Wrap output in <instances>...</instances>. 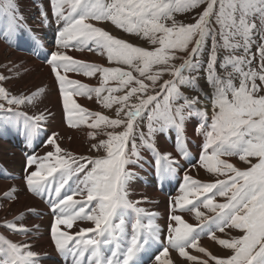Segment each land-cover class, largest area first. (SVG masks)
Returning <instances> with one entry per match:
<instances>
[{
	"label": "snow or ice",
	"instance_id": "obj_1",
	"mask_svg": "<svg viewBox=\"0 0 264 264\" xmlns=\"http://www.w3.org/2000/svg\"><path fill=\"white\" fill-rule=\"evenodd\" d=\"M201 4L205 6L193 24L177 26L173 20L171 26H166L161 22L171 19L174 10H191ZM38 6L40 23L46 27L55 26L54 50L49 51L45 62L57 82L67 126L77 128L92 118L90 128H99L101 124L125 127L119 133L108 132L107 140L91 143V149L106 152L104 157L76 158L60 147L61 137L55 132L45 139L53 151L43 156L34 153L26 156V188L41 197L45 194L55 197L49 200L54 217L50 234L59 261L62 264H209L211 260L214 264H264V94H254L264 92V86L256 83L257 78L264 82V0H179L175 6L172 0H111L110 3L47 0L46 7L43 0H38ZM0 15L3 17L0 35L8 40L24 36L34 49L40 47V37L30 26L25 27L17 0H2ZM105 20L127 33L142 34L159 47L154 51L135 47L90 22ZM214 25H219V32ZM157 33L161 35L156 36ZM254 33L261 41L257 49L261 61L259 72L250 67L245 71L244 66L251 65L252 61L245 55L232 54L238 49L249 53ZM70 47L89 51L94 48L101 54L106 53L110 62L128 65L150 81L153 88L162 72H168L173 79L159 85L163 110L160 93L147 94L149 85L144 79L120 67H103L75 59L67 54ZM221 48L231 51L221 58ZM177 50L184 53L179 57L182 63L178 67L170 64L178 58ZM153 65L165 67L153 73ZM3 67L5 70L0 71V138L11 131L23 135L25 143L31 144L44 130L42 122L53 113L48 111L47 117L44 112L30 116L24 108L36 106L46 89L12 95L6 82L18 77L24 66L10 60ZM228 67L239 74L238 87L233 84V73H228L226 78L219 75L218 69L227 71ZM70 72L83 73L87 77L99 73L101 86L91 88L79 80L69 79ZM201 72L213 89L210 123L206 110L201 108V95L187 96L181 91L182 87L195 91ZM109 81H118L119 87L106 88L104 85ZM133 84L136 86L130 87ZM124 89H128L124 95H113ZM104 92L109 93L102 98L104 107L118 105L115 109L117 119L89 112L73 99L75 96L90 98L95 94L100 100ZM208 95L205 93L204 97ZM133 96H137L139 102L129 106ZM142 113L147 116L146 133L137 131L138 125L134 126L137 118H144ZM192 120H195L194 132L203 137L198 163L209 173L227 178L202 183L184 170L179 194L169 203L170 222L162 229L154 222L157 213L139 207L141 201L129 199V186L139 177L134 169L148 162L141 148L153 154L151 164L161 180L171 179L182 170L179 159L157 148L156 136L175 132L177 152L190 161L189 150L184 145L186 124ZM137 137L140 144L136 143ZM224 155H237L250 167L241 170L221 159ZM249 157L258 158V162L252 163ZM15 194L13 187L5 192L4 199L10 200ZM217 196L226 198V202L218 203ZM201 206L214 215H206L200 210ZM178 211L194 213L198 223L186 222ZM131 214H134V222L129 238L124 229V217ZM145 218L146 224L143 223ZM84 220L94 227L80 228L74 234L61 230V225L72 229L77 221ZM206 225L207 235L224 249L231 250V255L218 258L200 246ZM0 226L24 234L31 231L22 226L18 228L13 222ZM226 228L239 230L240 235L218 239L215 233L224 232ZM90 233L94 235L86 238ZM0 241L4 244L0 246V264H44L55 259L47 253L40 255L30 250V245L8 241L2 235ZM104 249L110 254L105 256ZM188 249H194L207 259L190 254ZM170 250L183 260H174Z\"/></svg>",
	"mask_w": 264,
	"mask_h": 264
},
{
	"label": "bare ground",
	"instance_id": "obj_2",
	"mask_svg": "<svg viewBox=\"0 0 264 264\" xmlns=\"http://www.w3.org/2000/svg\"><path fill=\"white\" fill-rule=\"evenodd\" d=\"M0 3H2V0H0ZM36 3H38V1H36ZM43 3L46 7L47 0H43ZM17 4L19 13L26 21L25 27L30 26L32 32L39 36L40 40L42 41V44L37 49L40 50L43 48L46 54L49 53V51L54 50L53 33L51 31H44V27L42 29V26L39 23V11L38 15L36 14L35 17H33L35 8L33 7L32 2L30 0H17ZM35 7H39L38 4H36ZM2 18V15H0V19ZM31 19L34 20L30 21ZM47 44L49 45L47 46ZM32 48L31 42L24 36L17 37L13 40H8L3 35H0V71L5 70L3 66L7 65L10 60L16 61L17 63L24 66L23 69H21V73L18 77L14 76V78L6 82L7 89L12 95L21 93L29 94V90L35 92L39 88L46 89V93L39 97L38 101L36 102V106H28L24 108V110L27 111L28 115L30 116L39 115L41 112H44L45 116L47 117L48 111L53 113L52 117H48L46 121L42 122L44 130L34 138L31 144L25 143L23 135H19L11 131L6 137L0 138V225H5L7 222H13L18 228L22 226L31 230L27 234H24L22 232L9 230L7 227L0 226V235L4 236L8 241L15 242L19 245H30V250L40 255L47 253L55 258L54 260L45 261L44 264H62V262L59 261V258L56 257V254H54L55 250L50 234L54 217L51 207H49V200L54 199L55 197H50L48 194H45L43 197H41L30 192L26 188L24 182V162L28 154L34 153L38 156H43L46 152L54 150L52 146L45 143L46 137L51 135L53 132L60 135L61 139L58 141V143L62 149L69 150L70 152L79 156L85 155L87 147H85L84 142L87 141V144L90 142V127L88 125L93 122V119L89 118L87 124H82L77 128H71L67 126L65 114L62 108V99L58 92V85L54 79V74L51 72L48 64L45 61L43 62L37 60L35 56L33 57V55H31L30 51ZM66 51L67 54L71 55L73 58L85 61L87 63L104 66V62L107 60L106 53L101 54L94 48L92 51H89L87 48L84 50L75 51L73 50V47H70ZM42 63H45V65ZM67 75L69 79L79 80L81 83L86 84L91 88L98 87L94 82V80H96L95 76L87 77L83 75V73L75 72H70ZM108 94L109 93L105 92L103 95H101V100L103 96ZM94 97L95 94H92L90 98L88 96H75L73 99L81 107L87 109L89 112H93L90 109V106H92L96 101L94 100ZM209 105H211V96H208V98L204 97L201 108L206 110L208 113ZM194 124L195 120L189 121L186 124L185 129L187 135H190L189 139L191 140L189 143L186 142L185 144V147H187L189 150L190 161L185 160V158L177 152L175 132L162 134V139L158 140V149L162 153L169 152L172 153L177 159L181 158L179 160L182 164V170L176 176L166 180L165 183H163L162 180L157 176L151 164V158L153 154L146 149H142L141 154L147 159L148 162H146L142 168L134 169L139 173V177L130 183L129 199L133 201H141V203L138 205L139 207H143L147 211L157 213L154 222L159 224L162 229L165 228L170 222L168 219L169 203L171 198L179 194V188L182 183L184 170L187 171V174L190 173V166L198 159L200 153L201 144H197L192 135ZM92 134L94 135L95 132ZM69 137L71 139H69ZM196 138L199 139L198 137ZM171 142L174 145L169 146L168 144ZM149 166H152V169H149ZM150 170L152 172L151 176H149L148 173ZM9 176L12 178H7ZM154 180H156V184L154 183ZM13 187L15 188L16 192L15 196L10 200L4 199L5 192L13 189ZM63 191L64 190H62V193ZM174 192L177 194L173 195ZM75 198L79 200L80 196ZM194 203H198V201L194 200ZM88 207L91 208L92 205H89ZM34 214H38V216L44 214L45 217H42V219H37L36 217L32 216ZM178 214L182 215L186 222L190 221L191 224H193L195 221V215L192 212ZM165 215L167 221L165 220ZM124 219V229L130 238L131 224L134 222V214L126 215ZM143 223H147L146 218L143 220ZM197 223L198 221L195 224ZM36 226H38V228ZM60 227L62 231H68L74 234L78 232L80 228L94 227V225L91 222L84 220L77 221L72 229H67L66 226L63 225ZM93 235L94 234L92 233L87 234L86 238ZM201 237L204 238L200 239V246L208 249L210 245V237L207 235V225L205 226V231ZM0 246H4L3 241H0ZM188 251L192 255H197L201 259H205L203 254L196 252L194 249H188ZM104 254L105 256L109 255V250L104 249ZM170 255L174 260H183V258L178 257V254L174 250H170ZM189 264H191V262H189Z\"/></svg>",
	"mask_w": 264,
	"mask_h": 264
},
{
	"label": "rangeland",
	"instance_id": "obj_3",
	"mask_svg": "<svg viewBox=\"0 0 264 264\" xmlns=\"http://www.w3.org/2000/svg\"><path fill=\"white\" fill-rule=\"evenodd\" d=\"M30 1L32 2L33 7L35 8L34 13H33V17H35L36 14L38 15V11H39V7H35V5L38 4V3H36V1H38V0H30ZM94 2H95V0H94ZM100 2H102V3H110L111 0H100ZM178 2H179V0H172V4L174 6ZM204 6L205 5L201 4L195 9L185 10V11L174 10L172 12V14H171V17H172L171 19L162 20L161 22L165 23L166 26H171L173 20L176 22L177 26H179L181 24H184V25L193 24L198 19V13H200L203 10ZM31 10H32V7H31ZM32 20H34V19H31L30 21H32ZM90 22L94 26L100 27L103 30L107 31L114 38L122 39L125 42L130 43V44H132L135 47H141V48H144L147 51H154L157 47H159L158 43L153 44L150 39L144 37L142 34L138 35L135 32L127 33L122 28H118L117 26L113 25L110 21L105 20V21H99V22H97V21H90ZM257 24H259L258 20H257ZM41 26H42V29L44 27V31H51L53 33V41L55 42V26L52 25V26H47L46 27V26H44L42 24H41ZM214 27L216 28L217 32H219V30H220L219 29V25H214ZM159 35H161V34L160 33L156 34V36H159ZM54 42H53V45H54ZM221 43H222V41H221ZM260 43H261V41L259 39V35L254 33L253 34V42H252V44L250 46L249 53L245 54L243 52V49H238L237 51L232 53L233 55H236V56L245 55L246 59H250L252 61L251 65H245L244 66L245 71H247L249 69V67L252 68V69H255L258 72L261 70V68H260V65H261L260 56H259V53L257 51ZM48 45L49 44H47V46ZM73 50L78 51L76 47H73ZM230 51L231 50H225V49L221 48L220 51H219V56L221 58H223L224 56L228 55ZM175 55L178 58L175 59V60L170 61V64L176 65L178 67L182 63V59H180L179 57H183L184 53L179 51V50H177L175 52ZM42 64L45 65V63H42ZM103 67H120L124 71H132L134 77L139 78V79H144L145 83L149 85L148 90H147V94L156 95L157 93H160L161 110H163V106H164V104H163V93L160 92L159 85L163 81L173 79V77L168 72H162V74L160 76V80L157 81L156 87L153 88V86H152L150 81H148L144 77H140L139 73L134 71L128 65L116 64L115 61H111L110 62L107 59L104 62V66ZM164 67L165 66H163V65H153L151 67V71L154 73V72L160 71ZM218 72H219V75H221L222 77H225V78L227 77L228 73H230V72L233 73V76H232L233 84L236 87L239 86L240 76H239L238 73L233 72V69L231 67H228L227 71H225L223 69H218ZM199 77L200 78L198 80V86L196 87L195 91L190 90V89H188L186 87H182L181 91L184 92V94L187 95V96H192V95H196L197 93H199L201 95V99L203 100V98H204L203 95L208 92L207 94H209L208 96L210 97L213 89L211 88V86L209 84H207L205 82V79L203 78L204 77V73L203 72H201L199 74ZM95 78H96V80H94V82L96 83V85L98 87H100L101 86V81H100V78H99V73L95 76ZM256 83H257L258 86H264V82H260L258 78H257ZM104 86L106 88H116V87H119V82L118 81H109L108 84L104 85ZM132 86H136V85L135 84L130 85V87H132ZM249 86H250V84H249ZM201 89H202V91H201ZM127 91H128V89H124V90H122L120 92L113 93V95H124L125 92H127ZM104 93H102L101 95H103ZM254 94H264V92H259V93H254ZM137 95L143 96L144 94H137ZM94 98H95L94 100H96V101L94 102V104L92 106H90V109L94 113L98 112L101 115L107 116L109 119H117L118 118L117 114H116V111H115V109L118 107V105H113L111 108H106V107H104L101 99L98 100L96 96ZM229 98H231L230 95H229ZM138 102L139 101L137 99V96H133V97L130 98L128 103H129V106H131L132 104H135V103H138ZM208 111H209L207 113V115L209 116L208 122L210 123L211 122L210 118H211L212 113H213L212 104L209 105ZM142 116H144V118L143 119L137 118V121L134 122V126L138 125L139 127H138L137 131H143V132L146 133L148 131V128H147L148 121H147L146 113H142ZM121 117L126 119V117H124V113H121ZM124 130H125L124 125L117 126V127H108L105 124H101L99 128H90V133L95 132V134L93 136H90V142H88V144H87V141L84 142L85 147H87V151H86L85 155H80V156H85V157H88V158H91V159H95V158L106 156V152L103 149H100V150L91 149L90 148L91 143H98L101 139L107 140L108 139V135H107L108 132L119 133V132H122ZM195 134L196 133H194V130H193V132H192L193 139L196 141L197 144H202L203 137L201 135H196L195 136ZM189 137H190V135H187V133L185 132V138H186V142L187 143H189V141H191L189 139ZM196 137H198L199 139H197ZM161 139H162V134H158L156 136L157 148L159 147L158 140H161ZM136 143L140 144V140H139L138 137L136 139ZM168 145L171 146V145H174V144L171 142ZM128 146L131 147V141L129 142ZM196 146H198V145H196ZM142 149H144V148H141L140 152H141ZM63 150H65L68 153H71L76 158L80 157L79 155H76V154L70 152L69 150H66V149H63ZM210 151L211 150H209V152ZM178 159H181V158H178ZM221 159L226 160L227 162L233 164L235 167H237V168H239L241 170H246L247 168L250 167V164H248L245 161H241L239 159V156H237V155H232V156L224 155V156L221 157ZM249 160H251L252 163L258 162V158H255V157H249ZM194 164L196 166L192 167V165H191L190 173H188V175L190 174L195 180H198V181H200L202 183L215 182L217 179H226L227 178L226 176H221V175H218V174L209 173L207 171V169L202 167L198 162H196ZM89 167H91V166H89ZM149 169H152V166H149ZM148 173H149V176L152 175L151 170ZM165 181L166 180H162L163 183H165ZM154 183L155 184L157 183L156 180H154ZM175 194H177V193L174 192L173 195H175ZM216 201L218 203H224V202H226V198H222V197L217 196L216 197ZM145 202H148V201H145ZM149 203H150V201H149ZM200 210L202 212H204L208 216L214 215L213 213L208 212V210L204 209L202 206L200 207ZM178 213H185V212L178 211ZM38 214H34L32 216L36 217L37 219H42V217H45L44 214L39 215V216H38ZM165 220L167 221L166 215H165ZM195 221L197 222L196 219H195ZM195 221H194V223L193 222L192 223L195 224L196 223ZM188 222L191 223L190 221H188ZM215 235L217 236L218 239H232L234 237H238L240 235V232H239V230H236V229H228V228H226L224 232L217 231L215 233ZM200 239H202V237ZM209 244L210 245H209V248L207 249V251L210 252L213 256H216L218 258H226L227 256L231 255V250L224 249L223 246L219 245L216 240H212L210 238ZM54 254H56V252ZM203 257L205 259H207V257H205L204 255H203ZM209 264H214V261L210 260Z\"/></svg>",
	"mask_w": 264,
	"mask_h": 264
}]
</instances>
